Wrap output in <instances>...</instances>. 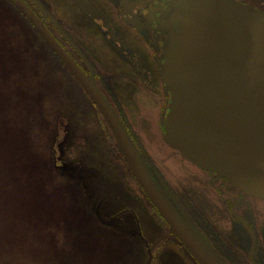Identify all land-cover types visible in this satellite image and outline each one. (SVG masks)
<instances>
[{
	"label": "water",
	"instance_id": "water-1",
	"mask_svg": "<svg viewBox=\"0 0 264 264\" xmlns=\"http://www.w3.org/2000/svg\"><path fill=\"white\" fill-rule=\"evenodd\" d=\"M35 27L100 110L148 199L198 264H228L144 157L94 82V69L40 0L44 18L78 50L91 76L23 0H9ZM162 76L171 95L166 142L197 167L264 199V11L235 0H176ZM152 258V256H150Z\"/></svg>",
	"mask_w": 264,
	"mask_h": 264
},
{
	"label": "trees",
	"instance_id": "trees-1",
	"mask_svg": "<svg viewBox=\"0 0 264 264\" xmlns=\"http://www.w3.org/2000/svg\"><path fill=\"white\" fill-rule=\"evenodd\" d=\"M74 86L81 89L29 22L0 0V236L18 233L28 218L46 236L49 264H131L128 252L136 248L128 236L98 219L99 181L60 153ZM33 147L38 160L29 166L23 157ZM84 238L94 247L85 248ZM3 247L0 255L8 253Z\"/></svg>",
	"mask_w": 264,
	"mask_h": 264
},
{
	"label": "flooded vegetation",
	"instance_id": "flooded-vegetation-1",
	"mask_svg": "<svg viewBox=\"0 0 264 264\" xmlns=\"http://www.w3.org/2000/svg\"><path fill=\"white\" fill-rule=\"evenodd\" d=\"M24 1L43 20V16L34 2L32 0ZM41 1L54 15L49 0ZM67 1V8L76 13L85 24L96 27L103 38H107L119 48L131 51L135 43H145L148 49L146 62L140 70V84L137 86L141 90V94L133 92L138 99L135 102L137 108L132 114H129L125 111L119 95L112 86L100 77L96 65L86 52L78 34L70 33L54 15L92 64L98 88L117 113L156 180L160 184L161 181L168 184L197 227L229 264H264V199L250 196L215 173L199 169L188 162L178 151L171 148L165 140V123L170 94L165 88L161 68L168 44L170 18L174 11L173 0ZM236 1L264 10V0ZM108 7L111 9L110 20L115 22L111 17L114 18L116 22L129 30L133 44L115 32L113 25L106 17ZM44 23L81 70L89 76V68L79 52L70 45L48 18L44 20ZM111 32L120 41L115 40L116 37L111 35ZM147 63L150 64V67L147 66ZM150 76H153L152 78L157 81V85H149L152 79ZM105 128L106 136L111 144L110 151L124 172V176L120 180L113 174L101 175L105 187V192L100 193L101 215L104 218L102 221L121 231L127 230L133 224L139 235V211L153 216L156 220L154 231L160 233L150 243L152 246L160 237L170 233L169 227L146 198L110 130L106 126ZM132 188L134 193H132ZM132 197L143 199L145 207H136L132 202ZM120 198H123V203L112 206L113 202ZM232 235L235 243L230 239ZM166 239L153 250L151 264L156 263L155 253Z\"/></svg>",
	"mask_w": 264,
	"mask_h": 264
},
{
	"label": "rangeland",
	"instance_id": "rangeland-1",
	"mask_svg": "<svg viewBox=\"0 0 264 264\" xmlns=\"http://www.w3.org/2000/svg\"><path fill=\"white\" fill-rule=\"evenodd\" d=\"M49 2L53 7L52 12L67 30L75 35L78 34L86 52L96 65L100 77L112 86L113 90L119 95L125 111L132 114L137 108L135 102L138 100L133 92L138 95L141 94V90L137 86L140 84V70L146 62L148 49L145 43H135L131 51L121 49L107 38H103L96 27L85 24L76 13L67 8V0H49ZM100 4L102 5V3ZM110 14L111 9L108 7L106 17L113 25L115 32L133 44L129 30L112 17L111 19L115 22L111 21ZM9 36L14 40L12 34ZM5 41L7 46L10 45L6 37ZM147 66L150 67V64L147 63ZM15 77L19 76L16 75ZM150 77L152 78L153 76ZM22 84L27 89L28 81L26 83L24 77L20 76L17 79V86L21 90L23 89ZM149 85L155 86L157 81L152 78ZM11 89L13 91L14 87ZM73 94L69 108L63 116L59 133L62 144L61 155L68 159H74L78 163H83L97 174L100 172L103 174L109 173L116 175L122 180L124 172L110 151L111 144L106 136V128L100 115L77 86L73 87ZM25 109L24 107L23 111ZM23 121L25 123V120ZM38 139V132L31 128V140L38 141ZM35 151L36 149L33 147L30 151L31 155L23 157L26 163H29V166H33L38 160V156H35ZM131 190L134 193L133 188ZM138 198L132 197V202L135 206L138 208L145 207L143 199ZM122 203L123 198H120L118 201L113 202L112 206H118ZM16 204L17 202L14 203V205ZM139 220L144 239L152 243L160 233L159 231H154L155 218L139 211ZM30 222L27 218V221H25L26 227L21 228L18 233L9 231L7 234L0 236V250L3 247L1 244V240H3L4 251H8V253L0 255V264H49L47 260L49 245L46 236L42 234L44 232L40 228L35 231V223L33 222L34 225H32ZM28 228L33 229L34 233L32 235ZM125 233L128 235L129 242L136 248L135 251L128 252V255H133L130 263L146 264L147 253L134 225L131 224L125 230ZM233 237V235L230 237L232 242H234ZM88 239L90 238L82 239L81 243H83L85 248L94 247V241H85ZM28 247L29 249H27ZM155 259V264H196L189 253L173 238L167 239L160 245L155 253ZM59 264L64 263L59 261Z\"/></svg>",
	"mask_w": 264,
	"mask_h": 264
}]
</instances>
